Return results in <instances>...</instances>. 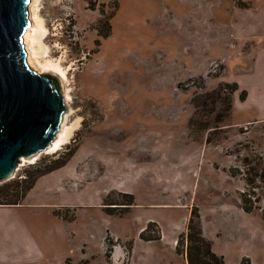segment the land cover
Returning <instances> with one entry per match:
<instances>
[{
  "label": "rangeland",
  "instance_id": "obj_1",
  "mask_svg": "<svg viewBox=\"0 0 264 264\" xmlns=\"http://www.w3.org/2000/svg\"><path fill=\"white\" fill-rule=\"evenodd\" d=\"M39 10L41 60L68 70L67 114L80 125L0 182L1 202L67 156L30 200L94 216L95 243L100 233L112 250L113 231L130 248L144 225L138 238H160L139 240L138 260L188 264L177 243L196 206L225 264H264V0H40Z\"/></svg>",
  "mask_w": 264,
  "mask_h": 264
},
{
  "label": "water",
  "instance_id": "obj_2",
  "mask_svg": "<svg viewBox=\"0 0 264 264\" xmlns=\"http://www.w3.org/2000/svg\"><path fill=\"white\" fill-rule=\"evenodd\" d=\"M30 3L0 0V182L13 178L23 158L50 147L68 111L60 79L28 64Z\"/></svg>",
  "mask_w": 264,
  "mask_h": 264
},
{
  "label": "crops",
  "instance_id": "obj_3",
  "mask_svg": "<svg viewBox=\"0 0 264 264\" xmlns=\"http://www.w3.org/2000/svg\"><path fill=\"white\" fill-rule=\"evenodd\" d=\"M243 93L248 95L246 90H242L240 96ZM32 192L33 188L19 204L0 206V264H67L68 260L72 264L84 260H90L92 264H160L138 260L135 256L136 243L142 240L138 236L144 225L133 236L135 242L130 248L123 245V240L115 238L112 231V237L120 243L114 245L110 257H107L104 236L98 232V242L93 239V228H96L94 214L81 220L66 219L57 211L71 207H59L61 203L55 202L31 201ZM105 218L102 216L101 220ZM106 222L105 225L109 226ZM148 238L151 237H146L145 242H151L152 239Z\"/></svg>",
  "mask_w": 264,
  "mask_h": 264
},
{
  "label": "bare ground",
  "instance_id": "obj_4",
  "mask_svg": "<svg viewBox=\"0 0 264 264\" xmlns=\"http://www.w3.org/2000/svg\"><path fill=\"white\" fill-rule=\"evenodd\" d=\"M39 1L40 0H31L29 5L30 19L32 20V24L24 35V43L28 54L27 61L30 67L37 72L50 73L56 75L60 79L65 101L67 104H69V101L71 100V94L69 89H67V82H69L68 70L63 67L60 61H54L50 59H45L44 61L41 60V55L47 53V48L43 39L46 37L48 29L39 10ZM79 125V121L69 123V114H67L63 129L57 133V136L55 140H53L50 147L31 158H23L16 171L20 169V166L24 162H33L38 159L42 153L53 154L59 152V150H61L60 148H63L64 145L70 142L75 130L79 127Z\"/></svg>",
  "mask_w": 264,
  "mask_h": 264
},
{
  "label": "trees",
  "instance_id": "obj_5",
  "mask_svg": "<svg viewBox=\"0 0 264 264\" xmlns=\"http://www.w3.org/2000/svg\"><path fill=\"white\" fill-rule=\"evenodd\" d=\"M109 34L105 33L101 36L107 37ZM237 84H235L236 86ZM237 87V86H236ZM235 87V89H236ZM234 89V90H235ZM245 93H243V96ZM69 158L63 157L62 159H58L52 163V165L48 168H41L38 170V174L36 176H31L30 178H25L22 181H16L15 183L10 184L9 186L15 185L20 189L17 194L14 195V199H11L7 202H1L0 204H19L23 200V198L27 195V193L35 186L39 177L53 172L56 169L61 168L65 165L66 161ZM21 185V187H20ZM20 187V188H19ZM21 201H20V200ZM244 208L246 211L253 210V206L246 203L244 199ZM143 239H146L144 235H142ZM160 237H151L148 239H158ZM186 239V241H185ZM186 242V246L181 244ZM110 248L107 251V257H110ZM177 252L181 255H185L188 264H225L224 256L217 254L213 250V242L208 239L203 231V227L200 220V213L198 208L194 206L191 212V216L188 221L187 225V232L186 234L180 235L177 243ZM83 264H92L90 260H85L82 262ZM67 264H72L70 260L67 261Z\"/></svg>",
  "mask_w": 264,
  "mask_h": 264
}]
</instances>
